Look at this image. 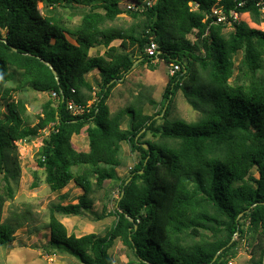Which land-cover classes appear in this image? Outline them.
Here are the masks:
<instances>
[{"label": "trees", "instance_id": "trees-1", "mask_svg": "<svg viewBox=\"0 0 264 264\" xmlns=\"http://www.w3.org/2000/svg\"><path fill=\"white\" fill-rule=\"evenodd\" d=\"M128 3L144 0H0V174L18 173L10 155L16 141L50 125L38 157L44 180L52 192L70 181L82 192L75 203L51 207L48 251L66 252L82 264H114L108 251L119 239L134 257L128 264H223L235 244L233 236L244 235L247 221L258 231L256 264H264V30L228 16L230 11L239 16L247 12L257 20L264 0H155L137 12L127 9ZM80 4L104 13L90 9L70 28L59 17V8ZM213 6L225 11L226 21L206 17ZM122 13L144 16L140 29L104 25ZM226 26L231 30L225 35ZM192 32L194 41L186 37ZM114 40L119 45H111ZM150 40L157 44L155 56L144 52ZM100 45L103 54L89 55ZM238 51L239 81L231 83ZM155 59L179 65L168 76L160 109L147 114L129 105L111 113L107 99L112 88L124 81L135 61L154 70ZM209 67L214 84L204 93L199 69ZM95 69L93 85L85 75ZM16 71L33 90L55 94L33 126L23 116V103L1 88ZM178 90L192 107L208 105L199 120L167 117ZM69 102L79 111L72 112ZM156 115H161V124H156ZM127 116L129 124L123 128ZM85 126L88 150H76L71 138ZM148 132L175 145L146 140ZM122 142L139 159L121 179L108 212L115 216L114 224L103 235L68 233L54 213L103 216L92 210L91 175L98 185L117 177L114 167L121 163ZM75 166L83 169L74 172ZM252 167L257 178L248 173ZM198 227L221 235L188 243ZM13 240L14 228L0 222V245Z\"/></svg>", "mask_w": 264, "mask_h": 264}, {"label": "rangeland", "instance_id": "rangeland-1", "mask_svg": "<svg viewBox=\"0 0 264 264\" xmlns=\"http://www.w3.org/2000/svg\"><path fill=\"white\" fill-rule=\"evenodd\" d=\"M155 0H150L154 2ZM122 5L123 2L121 1ZM192 8H195L193 4ZM42 13L47 12L43 3H38ZM93 9L104 13L102 8H91V5H76L75 7L59 8V17L68 27H75L81 20L84 12ZM249 26L264 30V5L261 6L260 14L255 20L252 15L244 12L239 17ZM145 17L138 14L136 18L128 13L117 15L113 20H106L105 26H114L118 28L135 27L137 30L142 26ZM257 22V23H256ZM231 30L230 26L222 29L223 34ZM186 37L194 41V33H189ZM120 40L112 41L111 45H119ZM105 48L100 45L89 50V55H101ZM202 54L201 50L197 51ZM137 55V53H135ZM242 58V51H238L233 57L234 72L229 82L239 81L237 76L238 65ZM157 67L150 70L147 64H140L135 61L134 66L125 75L124 81L116 84L112 88L107 99V104L111 113L120 108L133 105L141 108L144 113L152 114L161 107L162 93L168 80L170 65L163 60L155 59ZM199 68V66H197ZM207 70L199 69L200 85L205 87L204 93L214 84ZM86 78L93 84L95 78H98L97 70L88 72ZM1 88L10 90L11 99L21 101L24 105V118L29 126L37 123L38 117L43 115V106L48 100L55 98L53 93L36 91L30 88L22 79L19 72L16 71L12 79L5 81ZM4 102V101H1ZM90 102V101H89ZM208 105H198L192 107L181 90H178L173 98V103L168 112L169 119H181L186 122H194L203 116L204 108ZM0 110H4L0 106ZM162 115V114H161ZM161 115H156V124H161L163 120ZM129 124L127 116L122 127L126 128ZM83 127L79 134H74L71 138L73 147L76 150H88V138ZM50 125L38 131L37 135L27 139H21L15 142V150L10 155L16 160L18 173L14 176L6 177L0 174V222H7L14 228V240L7 246L0 245V264H82L76 257L63 251H48L49 231L48 222L51 215V207L55 203H75L76 197L81 193V189L70 181L64 188L52 192L46 184L43 167L38 165V157L44 139L47 138ZM144 139L154 142H166L169 145H175L171 139H163L158 135L153 136L150 132ZM120 165L114 167L116 178L105 179L101 184H96V175H91L92 192L89 198L92 200V210L97 214H103L100 219H96L94 214L84 211L80 215H63L54 213V215L64 224L68 233L76 236L94 232L103 235L114 224L115 216L109 215L115 206V200L119 194L121 179L129 174L131 167L138 161L139 154L131 151L128 144L121 143ZM12 165L11 163L9 164ZM74 172L81 171L83 167L72 168ZM254 177H258L255 167L249 172ZM35 183V185H34ZM245 233L242 237L234 235V246L223 256V261H230L231 264H256L258 259V231L252 229L247 221L245 223ZM197 233L190 234L187 238L188 243H198L202 239L212 241L216 236L212 230L197 228ZM114 264H128L134 259L130 250L123 243L116 239L109 249ZM131 264H141L133 260Z\"/></svg>", "mask_w": 264, "mask_h": 264}, {"label": "built area", "instance_id": "built-area-1", "mask_svg": "<svg viewBox=\"0 0 264 264\" xmlns=\"http://www.w3.org/2000/svg\"><path fill=\"white\" fill-rule=\"evenodd\" d=\"M151 4H152V2H150V0H144V4H129L128 3V4H126V8L137 12V11H142L144 8V5L149 6ZM208 16L212 17V22H214V23H222V22L226 21V18H227L225 11L218 6L211 7L210 12H209V14H207L206 17H208ZM228 16L233 17L234 19H238L239 14L237 12L230 11L228 13ZM156 50H157L156 42H154L153 40H150L149 43L147 44V46L145 47L144 52L148 56H155ZM178 69H179L178 64H170L171 74ZM53 95H55V94L53 93ZM68 108L74 113L79 111V109L76 108V106L72 102L68 103ZM223 264H231V262L226 261Z\"/></svg>", "mask_w": 264, "mask_h": 264}, {"label": "water", "instance_id": "water-1", "mask_svg": "<svg viewBox=\"0 0 264 264\" xmlns=\"http://www.w3.org/2000/svg\"><path fill=\"white\" fill-rule=\"evenodd\" d=\"M46 64H47L48 66H50L48 63H46ZM134 64H135V62L133 63V66H134ZM50 67H51V66H50ZM52 72L55 74V71H54L53 69H52ZM162 113H163V112H162ZM143 147H144V148H148V145H147L146 143H144V144H143ZM220 251H221V250H220ZM220 251H218V252L215 254V257L218 255V253H219ZM215 257H214V258H215Z\"/></svg>", "mask_w": 264, "mask_h": 264}]
</instances>
